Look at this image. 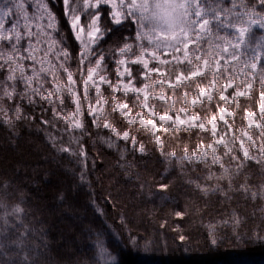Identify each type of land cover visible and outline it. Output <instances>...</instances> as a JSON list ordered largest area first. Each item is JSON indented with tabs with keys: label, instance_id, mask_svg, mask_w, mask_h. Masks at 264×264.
Instances as JSON below:
<instances>
[{
	"label": "snow or ice",
	"instance_id": "snow-or-ice-1",
	"mask_svg": "<svg viewBox=\"0 0 264 264\" xmlns=\"http://www.w3.org/2000/svg\"><path fill=\"white\" fill-rule=\"evenodd\" d=\"M59 2L78 49H69L49 0H0V113H12L15 121H27L29 126L37 123L52 148L76 158L81 181L88 180L89 152L84 141L93 139L92 129L108 130L130 142L132 149L138 142L131 129L142 130L169 163L176 153L164 150L162 135L200 130L208 142L201 141L191 153L185 148L182 160L218 166L221 174L216 179L229 182L227 189L202 186L199 178L188 183L194 185V192L220 191L230 200L227 191L244 162L260 164L264 157V36L257 38L252 32L254 25L264 29V0ZM118 29L123 31L114 45L105 48ZM204 81L208 83L201 86ZM241 97L256 102L259 117L255 118L256 111H246V124L235 128L228 119L234 116L229 106ZM203 110L213 114L202 118ZM113 114L123 129L109 119ZM95 139L110 149L117 147L112 136L96 133ZM127 151H120L121 160ZM138 151L145 152L142 143ZM225 158L235 162L236 173L226 166ZM119 167L130 181L132 165L125 162ZM95 169L93 159L91 170ZM156 188L165 193L169 185ZM244 188V184L237 186V190ZM138 189L141 196L157 194L147 180ZM12 198L11 193H0V210H4L0 221L15 224L8 235L0 233V264H41L40 245L34 240L43 236V230L29 227L25 208L19 204L8 210ZM186 214L187 210L174 212L180 219ZM229 222L234 231L243 223L235 209L223 221ZM137 239L144 238L134 237L133 243ZM5 240L14 243L5 245ZM151 243L146 241L145 248ZM210 244H217L214 236ZM7 252H14L16 258L7 257Z\"/></svg>",
	"mask_w": 264,
	"mask_h": 264
},
{
	"label": "trees",
	"instance_id": "trees-1",
	"mask_svg": "<svg viewBox=\"0 0 264 264\" xmlns=\"http://www.w3.org/2000/svg\"><path fill=\"white\" fill-rule=\"evenodd\" d=\"M49 2L51 7L55 5ZM52 9L58 26H62L67 36L69 49H78L61 8ZM119 30L107 39L105 48L114 45ZM252 32L257 38L264 36V29L258 25L253 26ZM243 103L235 106L233 119L240 121ZM179 106L177 103L176 107ZM210 113L203 110L199 114L208 118ZM10 118L13 123H3ZM109 119L124 128L115 114ZM131 131L137 138L136 149L108 130L92 129L93 139L85 137L84 141L89 152L88 180L81 181L76 158L52 148L37 123L29 126L27 121H15L12 113L8 116L0 113V186L15 199L24 193L26 223L30 228L43 230L42 237L37 235L40 242H36L42 252L38 258L41 264H87L101 253L116 264H264V244L260 243L264 239V157L260 164L244 162V168L232 178L228 200L220 191L207 195L194 192V185L188 183L199 178L202 186L220 185L227 189L229 182L228 178L216 179L221 174L218 166L182 160L185 148L191 153L201 141L208 142L209 137L200 130L175 137L162 135L164 150L176 153L171 163L160 155L154 140L142 130ZM96 133L112 136L117 147L108 148L95 139ZM141 143L144 153L138 151ZM125 149L128 151L121 160L119 153ZM93 159L95 171L91 170ZM125 162L132 165L130 181L119 167ZM225 163L236 173L235 162L225 158ZM213 173V179L208 180L207 176ZM144 180L156 195H139L138 185ZM158 184H168L169 189L160 193ZM241 184L245 188L237 190ZM58 186L64 189L58 190ZM70 208L77 214L69 217ZM233 209L243 220L235 231L231 222L223 223L229 220ZM185 210L183 219L174 216L175 211ZM181 235L185 237L183 241ZM213 236L217 240L215 246L210 244ZM134 237L144 239L133 243ZM146 241L153 243L145 248ZM165 247L172 257L162 253Z\"/></svg>",
	"mask_w": 264,
	"mask_h": 264
},
{
	"label": "rangeland",
	"instance_id": "rangeland-1",
	"mask_svg": "<svg viewBox=\"0 0 264 264\" xmlns=\"http://www.w3.org/2000/svg\"><path fill=\"white\" fill-rule=\"evenodd\" d=\"M50 1H51L52 4H55L52 7H54V8H61L62 13H63L62 3H59L58 0H50ZM82 23H83V21H82ZM68 26H69V28L71 30V25L69 23H68ZM133 27H135V26L133 25ZM120 31H123V30L122 29L119 30V34H120ZM129 31H131V29H129ZM231 31H233V30L230 29L229 32H231ZM72 35H73V33H72ZM118 37H119V35L117 37H115V40ZM73 38L75 39L74 35H73ZM207 83H208V81L204 82V84H202L201 86H204ZM213 95L215 96V89H213ZM248 99H249L248 97L238 98L236 101L233 102L232 105L229 106L230 110L233 111V112H235V106L240 105L241 102H244L243 104H245L244 107H243L242 113H241L240 121L237 118L236 119H233L234 117L228 118L230 120V122L233 123V125H234L235 128L244 126V124H246V120H245V117H244V113L246 111H256L257 112V116L255 118L258 119V117H259L258 105L256 104L255 101H253L251 99H250V101H252V102L249 104L250 101ZM245 100H247V101H245ZM220 103H221V105H223V102H220ZM133 110L135 111V108ZM138 110H136V111H138ZM214 112L218 115V109H216ZM212 114L213 113H210L208 118H210V116ZM242 121H243V123H242ZM253 154L258 155L255 152V150H253ZM262 158L263 157H261V159ZM3 186H5V185H3ZM57 188H58V190H61L62 191V189H64V186H62V187L61 186H58ZM0 193H6L5 190H4V188L2 186H0ZM13 198H14V196H13ZM13 198L8 201V210L9 211L11 210L12 207H15L17 204H19L21 207H23L22 206V198H19V197H16V199L15 198L13 199ZM67 211L69 212L68 213L69 214V217L71 216V214H77V213H74L76 211L73 210V209H71V208H70V210H67ZM3 212H4V210H0V216H3ZM12 228H15V224L14 223H11V222L4 223V222L0 221V233H2L4 235H8L10 233V231H11ZM19 231L23 232L24 230L23 229H20ZM45 241H46V239L44 240V243H45ZM36 242H40L39 237H36V239L34 240V244H36ZM12 243H14V241H10V240H5L4 241V244L5 245H11ZM17 250H19V249H17ZM38 251L40 253H42L40 250H37V258H39V256H40V253ZM162 253H164L165 255L166 254L169 255V257H172V256H170V254H168L169 253L168 247H165V252L162 249ZM21 255H23V253H21ZM6 256L7 257H12V259H15L16 258L14 252H7L6 253ZM7 257H4V258H7ZM166 258H168V257H166ZM166 258H164V259H166ZM166 260H168V259H166ZM109 261H111V264H116V262L112 258H110V257L106 256L105 254H102L101 253L96 260H94L93 262L87 263V264H109Z\"/></svg>",
	"mask_w": 264,
	"mask_h": 264
}]
</instances>
